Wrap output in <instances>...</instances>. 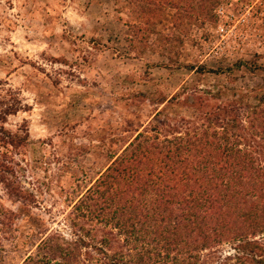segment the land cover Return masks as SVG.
Returning a JSON list of instances; mask_svg holds the SVG:
<instances>
[{
  "label": "rangeland",
  "instance_id": "1",
  "mask_svg": "<svg viewBox=\"0 0 264 264\" xmlns=\"http://www.w3.org/2000/svg\"><path fill=\"white\" fill-rule=\"evenodd\" d=\"M174 1L141 19L129 0H0V108L17 109L2 124L28 134L0 147V264H20L40 232L67 231L73 202L155 112L184 129L208 105L255 102L264 0H220L205 16Z\"/></svg>",
  "mask_w": 264,
  "mask_h": 264
},
{
  "label": "trees",
  "instance_id": "2",
  "mask_svg": "<svg viewBox=\"0 0 264 264\" xmlns=\"http://www.w3.org/2000/svg\"><path fill=\"white\" fill-rule=\"evenodd\" d=\"M219 1L189 3L205 16ZM129 2L141 19L154 17L157 3L176 5ZM252 97L196 108L201 123L184 129L155 112L149 130H137L73 202L67 231L36 234L20 264H264V82ZM15 111L0 108L5 149L28 143L27 133L2 124ZM6 186L10 194L23 191Z\"/></svg>",
  "mask_w": 264,
  "mask_h": 264
},
{
  "label": "built area",
  "instance_id": "3",
  "mask_svg": "<svg viewBox=\"0 0 264 264\" xmlns=\"http://www.w3.org/2000/svg\"><path fill=\"white\" fill-rule=\"evenodd\" d=\"M215 12H216V16L218 17L219 20L223 19L224 17L227 18V16L225 15V11H224L223 6L217 7ZM217 28L219 31H223L224 30V24L219 23Z\"/></svg>",
  "mask_w": 264,
  "mask_h": 264
}]
</instances>
